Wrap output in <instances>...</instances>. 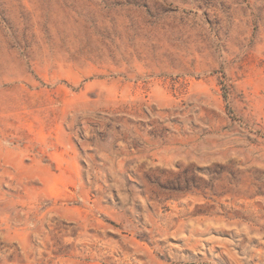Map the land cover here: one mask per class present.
<instances>
[{
  "label": "rangeland",
  "instance_id": "rangeland-1",
  "mask_svg": "<svg viewBox=\"0 0 264 264\" xmlns=\"http://www.w3.org/2000/svg\"><path fill=\"white\" fill-rule=\"evenodd\" d=\"M0 264H264V0H0Z\"/></svg>",
  "mask_w": 264,
  "mask_h": 264
}]
</instances>
